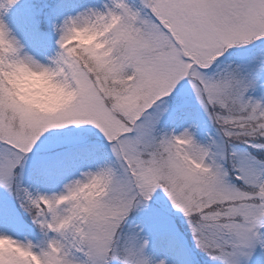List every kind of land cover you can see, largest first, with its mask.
I'll return each instance as SVG.
<instances>
[{"label": "snow or ice", "instance_id": "obj_1", "mask_svg": "<svg viewBox=\"0 0 264 264\" xmlns=\"http://www.w3.org/2000/svg\"><path fill=\"white\" fill-rule=\"evenodd\" d=\"M73 8L42 58L0 19V264H264V0Z\"/></svg>", "mask_w": 264, "mask_h": 264}, {"label": "rangeland", "instance_id": "obj_2", "mask_svg": "<svg viewBox=\"0 0 264 264\" xmlns=\"http://www.w3.org/2000/svg\"><path fill=\"white\" fill-rule=\"evenodd\" d=\"M81 0H71V2L66 7V13L70 11H75L73 5H85ZM31 5L34 13L37 15L38 20L42 21V16L47 14L49 7H53V3H57L54 0H31ZM20 14L16 16H2L4 19V23L10 26L14 30L13 36H15L24 46L26 52L31 55L43 57L46 54V50L48 49V40L49 34L44 33L40 38V35L35 27L36 20L32 17L33 12L28 10V7H23ZM58 12V10H55ZM64 14V13H63ZM15 15V14H14ZM23 18L24 22L27 24H31L30 30L23 26V22L19 21V19ZM45 29L49 30V27L44 26ZM29 237V236H28ZM23 238V237H21ZM206 262V258H203ZM202 260V258H201Z\"/></svg>", "mask_w": 264, "mask_h": 264}, {"label": "clouds", "instance_id": "obj_3", "mask_svg": "<svg viewBox=\"0 0 264 264\" xmlns=\"http://www.w3.org/2000/svg\"><path fill=\"white\" fill-rule=\"evenodd\" d=\"M2 49L3 46H0V55L6 56L9 61L15 59ZM24 56H31V54L24 50L20 58L22 59ZM38 63L40 62L38 61ZM7 71L10 86L26 102H38L46 105L57 102L58 97L46 90L48 82L46 75L35 72L31 66L9 68Z\"/></svg>", "mask_w": 264, "mask_h": 264}, {"label": "trees", "instance_id": "obj_4", "mask_svg": "<svg viewBox=\"0 0 264 264\" xmlns=\"http://www.w3.org/2000/svg\"><path fill=\"white\" fill-rule=\"evenodd\" d=\"M67 1L68 0H58V3H57L58 5H56L55 3H53V7L51 9H49L48 14L45 15V17L43 18L44 25H47V17L51 20L52 23L57 18H61V19L63 18L62 15H61L62 7H63V10H64L65 3ZM28 2H30V1H28ZM88 2H89V5H92V4L97 3L98 1L94 2L93 0H89ZM26 4H27V1L26 0H18V3L14 7L10 8L6 13H4L3 16L7 15L9 12H12L11 9L19 10L22 6H25ZM55 10H58V12H55ZM8 29L10 30V32L13 35L14 32L12 31V29L9 28V27H8ZM51 47L53 48V46H51ZM256 98L259 99V93H257ZM27 238L28 239H32L31 238V235H29V237H27ZM201 264H206V262H205V260L203 258L201 260Z\"/></svg>", "mask_w": 264, "mask_h": 264}]
</instances>
